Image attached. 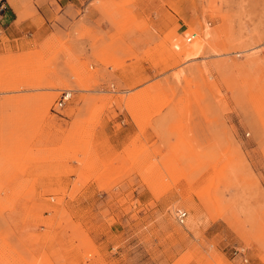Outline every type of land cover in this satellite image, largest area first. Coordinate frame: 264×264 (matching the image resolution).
Instances as JSON below:
<instances>
[{
    "label": "rangeland",
    "instance_id": "1",
    "mask_svg": "<svg viewBox=\"0 0 264 264\" xmlns=\"http://www.w3.org/2000/svg\"><path fill=\"white\" fill-rule=\"evenodd\" d=\"M84 4L0 32V264H264V0Z\"/></svg>",
    "mask_w": 264,
    "mask_h": 264
},
{
    "label": "crops",
    "instance_id": "2",
    "mask_svg": "<svg viewBox=\"0 0 264 264\" xmlns=\"http://www.w3.org/2000/svg\"><path fill=\"white\" fill-rule=\"evenodd\" d=\"M83 0H17L14 7L9 4H1L3 9L0 11V23L3 24V28L0 24V32L7 38L11 47L16 49H22L25 47L26 41L21 38V34L18 31L19 27L14 26V22L19 12L25 14L26 11L31 13V17L26 20V23L37 21H43L45 23L52 20L55 16L63 17V20L70 22L72 17H75V10L87 9V5L84 4L81 7ZM31 5V6H30ZM33 7V9H32ZM89 19H93L96 15L92 11H87ZM24 23V22H23ZM29 40V39H28ZM143 69L147 68L146 63H140ZM121 128L116 130L113 127V121H105L100 128L101 135L105 140V146L115 150L121 145L122 141L126 138L129 130L132 129L131 123H123V119L117 121Z\"/></svg>",
    "mask_w": 264,
    "mask_h": 264
},
{
    "label": "built area",
    "instance_id": "3",
    "mask_svg": "<svg viewBox=\"0 0 264 264\" xmlns=\"http://www.w3.org/2000/svg\"><path fill=\"white\" fill-rule=\"evenodd\" d=\"M2 9H3V7H2V5H0V11ZM194 35H195L194 33H191L189 36H187L185 38V41L189 42L193 38ZM69 97H70V92L68 90L61 91L60 95L58 96V98L54 102L55 108L60 109L66 103V101L69 99ZM185 216H186V212L184 210L178 209L175 211V219L178 223L181 224L183 222V219L185 218Z\"/></svg>",
    "mask_w": 264,
    "mask_h": 264
},
{
    "label": "bare ground",
    "instance_id": "4",
    "mask_svg": "<svg viewBox=\"0 0 264 264\" xmlns=\"http://www.w3.org/2000/svg\"><path fill=\"white\" fill-rule=\"evenodd\" d=\"M193 33H194V32H193ZM194 34H195V33H194ZM194 36H195V35H194ZM194 36H193V37H194Z\"/></svg>",
    "mask_w": 264,
    "mask_h": 264
}]
</instances>
